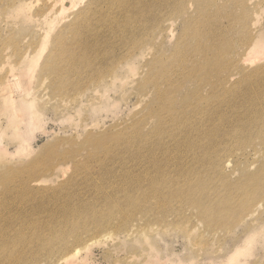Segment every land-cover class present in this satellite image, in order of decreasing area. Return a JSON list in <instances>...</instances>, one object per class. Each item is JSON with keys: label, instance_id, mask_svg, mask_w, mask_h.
Segmentation results:
<instances>
[{"label": "rangeland", "instance_id": "374dc122", "mask_svg": "<svg viewBox=\"0 0 264 264\" xmlns=\"http://www.w3.org/2000/svg\"><path fill=\"white\" fill-rule=\"evenodd\" d=\"M64 1L0 0V66L8 61L0 79L11 84L8 89L0 85V132H5L0 136V264H175L192 252L202 258L208 250L225 258L249 237L255 239L264 228V205L245 206L249 197L244 193L253 188L238 185L264 175V47L247 59L241 55L249 44L246 34L264 33V0H244V5L210 1L222 9L210 30L214 36L228 33L230 21L236 20L231 42L238 56L223 62L220 77L234 75L225 83L214 80L211 110L193 103L200 114L192 120L202 131L197 140L188 141L178 140L184 126L164 136L151 132L158 122L172 125L180 119L161 110L165 87L187 79L185 91L193 90L201 79L200 71L192 74L191 63L187 65L194 50L188 52L191 41L185 37L191 26L205 30L197 25L206 21L197 0H184L183 11L178 9L181 0H129L125 11L109 8L108 0H95L97 11L87 18L75 16L92 0H77L73 9ZM160 3L171 7L167 13L173 23L157 9ZM143 4L136 16L135 5ZM149 11L151 17L159 12L156 30L147 20ZM166 25L172 30L166 31ZM183 30L184 47L177 44ZM126 37L144 40V51L123 62L131 50ZM78 42L88 47L75 49ZM176 49L182 50L188 74L161 76L148 66L152 57L167 59ZM26 53L31 57L25 58ZM110 62L117 69L124 66L115 79L103 74ZM46 64L58 71L44 70ZM31 68L32 86L24 91L17 81L26 84L24 75ZM209 87L203 84L204 94ZM32 98L40 102L35 108L42 118L30 130ZM18 131L27 135L26 144L16 137ZM177 141L182 147L201 141L205 160L216 167L197 166L193 152L182 156L183 148H175ZM163 150L171 153L154 164V154L162 156ZM185 183L205 187L197 190L205 202L229 197L226 207L213 205L225 211L217 216L225 221L207 224L197 205L188 201ZM259 196L264 201V193ZM243 217H248L244 227L225 231ZM203 234L209 245L202 247L193 237ZM262 237L242 258L247 264H264ZM72 247L77 250L67 254Z\"/></svg>", "mask_w": 264, "mask_h": 264}, {"label": "bare ground", "instance_id": "6f19581e", "mask_svg": "<svg viewBox=\"0 0 264 264\" xmlns=\"http://www.w3.org/2000/svg\"><path fill=\"white\" fill-rule=\"evenodd\" d=\"M58 1V0H57ZM63 1V0H61ZM79 1V0H78ZM83 1V0H82ZM81 1V2H82ZM183 1L181 0L178 4V9L182 10L184 9V5H183ZM214 2L215 0H197V4L199 5V9H203L206 17V21L205 22H199L197 23V25H204L205 26V30H199V29H194L193 26L189 27L188 30L185 32V37L188 36L190 42L189 45V51H191L192 49L194 51H191V55L187 61V65L190 62L191 63V68L193 69V73L195 74L198 71H200L201 74V79L200 81L195 85V88L193 90H188L185 91V87L187 82H189V80H181L178 83H171L168 86L165 87L164 91H163V95L164 100L162 101V103L164 102V106H161V110L164 108L167 112L168 115H170L171 117H174V119L180 117L179 120H177L175 123H173L172 125H167L163 122H158L157 127L154 128V130L151 133H155V135H159V136H164V134H171L170 131L173 133L176 130H178V128L180 126H184L185 130L181 132V137L178 140H183V141H188V140H197L199 138V135L202 131V127L199 125V122L197 121H193L192 118L195 117V115L199 116L200 113H196L195 110H193V103H198L199 106H202V103H205V107L204 109L207 110H211L210 104L213 102L212 99H214V89L216 91L217 87L214 85V80H219L221 79L222 83H225V81L227 79H230L234 74L230 73V74H223L222 77H220V74L222 71H225V64H223V62L226 60L228 62V60H230V62H233L236 59L237 55H234V46L235 43H232L231 40L233 38V33H236V26H235V19L232 18L230 15H228L229 19L232 18V20L230 21V26H229V32L226 34H223L220 37H216L214 36L210 30H212L214 28V22L218 21V19L221 17L220 12L222 11V9H220L218 6L213 8V5L211 4V2ZM237 4L244 5V0H236ZM79 2V3H81ZM110 6L109 8H114V9H119V10H123L125 11L128 6H129V0H108ZM161 2V1H160ZM30 3V2H28ZM66 6L67 9H73L76 5H77V0H65L63 2ZM31 5V4H29ZM29 5L26 6H20L19 7V11H23L27 9V7ZM145 4H143L140 8L138 5H135V7L137 8L135 10V14L136 16H140L141 12H142V7ZM64 8V9H66ZM162 8L163 15L168 16V20H170V23H173V19L170 17L169 11H171V7L168 4H162L160 3L157 4V9ZM89 9V10H87ZM209 9H211V11H209ZM97 11L96 8V1L92 0L89 3H87L86 8H84L83 10H81L80 12L77 13V16H81V17H89L87 16L90 12H92V14H94ZM183 11V10H182ZM152 11H149L147 13V20L149 22H153V29L156 30V24L159 21V19L157 18L159 12L156 11L155 16L151 17ZM243 22L246 19V16H243ZM239 19V20H242ZM143 20L145 21V19L143 18ZM168 23V22H167ZM254 24V22H253ZM172 25V24H171ZM171 25L168 27L166 25V31L172 30ZM238 26V25H237ZM231 28V29H230ZM247 36L244 37L245 40H247V42L249 43L245 48H244V53L241 55L242 59H247L246 56L250 54V52L252 53L253 50H256L255 48L262 47L260 49H263L264 47V33H260L256 36L250 34H246ZM44 36L46 37V39L48 38L47 34H44ZM128 39V41L131 44V50L128 52L127 55H124L121 59L123 60V62H127L128 60L136 57V56H140L143 54L144 49L142 47H140L142 44H140L142 41L144 40H135L129 37H126ZM60 42H62V40L60 39ZM181 43V46L184 47V30H183V36L180 38V40L178 41L177 44ZM45 46V44H44ZM88 46H81L80 43L78 42V47L75 49H83V48H87ZM192 47V49H191ZM133 49L137 50L138 53L135 54V52H133ZM242 51V52H243ZM254 52V51H253ZM249 53V54H248ZM147 54V53H146ZM196 56L198 58H196ZM25 58H30L31 56L26 53L24 55ZM166 57V56H165ZM165 57H161V56H154L152 57L149 61H148V66L151 67V69L153 71L157 70V73L160 74L161 76L163 75H167V74H188L185 71V65L182 62V50H179L177 53V49L176 52L170 57H168L167 59H165ZM219 58L222 59V61H218ZM235 58V59H234ZM57 62V61H56ZM7 63V64H6ZM6 63H4V61L2 62L1 66H0V71H5V64L8 66V61H6ZM159 64H162V66L160 67ZM159 67V68H157ZM11 68V66L9 67ZM124 66H121V68L117 69V65L113 64V63H109L103 70V74H111L110 77L112 76L113 79H115L117 77V74H121L122 70H123ZM44 70L49 71V72H56L58 71V69L55 67L54 64H46L44 66ZM264 68L261 69V71H263ZM34 69L31 68L29 70H27V73L24 75L26 78H28V82H26V84H23V81L19 80L17 81L18 87L21 88V85H25V88L22 86V90L24 91H29L31 89L32 86V80L33 77L31 76V74L33 73ZM19 74H23L21 71ZM217 76L220 77L217 79ZM15 78V77H14ZM170 78H172V76H170ZM100 79H107V77L103 76ZM16 81V80H15ZM13 81V82H15ZM36 82V81H35ZM207 83V85H209V90L204 94L202 91L203 88V84ZM36 84V83H35ZM0 85L3 86L4 88H9L11 84H8L7 79H0ZM17 87V86H16ZM43 87V86H42ZM24 88V89H23ZM15 89V88H14ZM34 89V88H33ZM40 89V88H39ZM36 91V89H35ZM34 91V92H35ZM7 93V92H6ZM30 94V92H28ZM5 94V92H4ZM34 94L33 92H31V95ZM10 95V94H9ZM9 95H5L6 97H11ZM3 96V95H2ZM13 96V95H12ZM33 96V95H32ZM37 96V95H36ZM12 98V97H11ZM40 100V99H39ZM29 103H30V107H31V121L28 122L29 129L31 130V128L33 127L32 124H39L41 123V114L36 110L35 106L40 103L37 102V100L35 98L32 99H28ZM41 101V100H40ZM64 101V100H63ZM203 107V106H202ZM2 108V105H0V109ZM14 125H17L16 123ZM171 128V129H170ZM193 132H196V134H192ZM5 132H0V136L3 135ZM139 134V133H137ZM16 137H23V143L26 144V139L25 137L27 136L25 134L24 131H18ZM122 137V136H121ZM124 141V140H123ZM122 142V141H120ZM123 148V146H120ZM175 148H183V151L181 152V155L184 156L185 153H192L194 154V162L197 166H201L203 168L205 167H216L213 166L214 162L212 160H205V157L207 156V152L204 151L203 147L201 146V141L195 143L193 146H189V147H182L181 146V142L177 141L175 144ZM171 153L170 150H163L162 151V156H159L158 153H155L153 156V163L154 164H159L161 162H163L164 160H166L169 156V154ZM142 154H139V157H141ZM221 165V164H219ZM217 165V166H219ZM199 173V172H198ZM252 180H246L245 182H242L241 184H239L238 186H250L251 190L245 191V196L249 197V200H246V205H251V208L253 206H256L257 208L260 207L261 205H264V201L260 200V194L264 193V175H254L251 177ZM189 184L191 185L192 182L191 180L189 181ZM185 186L183 187V190L185 188L188 189V192L185 193V195L187 196L188 201H192V203H194L195 205H197V209L199 210V213L202 217H204L207 220V224L209 223L210 226L214 225V224H220L223 223L224 221H221L220 219H218V214L221 213L223 210H218V208H215L213 205H220L222 208L226 207V204L229 201V197L227 196H221V197H217V198H213V197H209L208 200L205 202L204 201V197L202 194L197 195V190L200 188V192H204L206 189L205 187L202 186H198V184H196L195 187L191 188L196 190L195 196H191L189 190L191 188H189L187 186V184H184ZM210 184L207 183L206 186H209ZM207 204V205H206ZM212 204V205H211ZM252 210H250L251 212ZM225 212V211H224ZM224 212H222V216L224 214ZM253 213V211H252ZM252 213L248 214L247 216H253ZM247 219L248 217H243L240 218L238 220H236V224L232 227V225H225L227 227V229L225 230L227 233H230L234 228L237 229V227H244L245 224L247 223ZM223 227V225H222ZM261 232H259L257 234V236L255 237V239H258V236L263 235L264 237V228H260ZM218 231V229L216 230ZM128 234H130V231H127ZM188 235H191L192 232H187ZM193 234V233H192ZM195 235V233H194ZM193 235V236H194ZM197 235V234H196ZM206 234H203L201 236H194L193 238H195L197 241V243L199 245H201L202 247L206 244L209 245L208 243V238H206L205 236ZM204 236V238H202ZM262 237V238H263ZM254 238H248L246 240V242L244 243L243 246H237L235 251H232L231 253H229L225 258L221 255H217L213 253V251H209L208 250V254L205 253L203 255L202 258H200L199 256L200 253H195L192 252V256H190L188 259L186 260H181L178 263L175 264H247L248 260H242L243 257L248 256L252 251V246L253 243L256 242ZM220 240V239H219ZM236 243V239L234 240L233 244ZM74 250H77L76 247H72L67 254L69 253H73ZM22 257H17V259H21ZM190 260L189 263H185L184 261ZM22 260V259H21ZM217 261H220L219 263ZM20 262V260H16L14 263L18 264ZM25 262H27V260H25Z\"/></svg>", "mask_w": 264, "mask_h": 264}]
</instances>
